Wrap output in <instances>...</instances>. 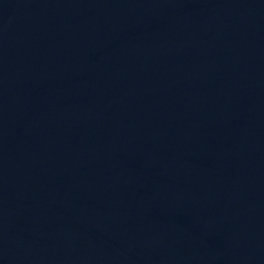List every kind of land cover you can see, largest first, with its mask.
Wrapping results in <instances>:
<instances>
[{
	"label": "water",
	"instance_id": "water-1",
	"mask_svg": "<svg viewBox=\"0 0 264 264\" xmlns=\"http://www.w3.org/2000/svg\"><path fill=\"white\" fill-rule=\"evenodd\" d=\"M0 264H264V0H0Z\"/></svg>",
	"mask_w": 264,
	"mask_h": 264
}]
</instances>
